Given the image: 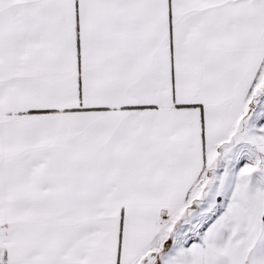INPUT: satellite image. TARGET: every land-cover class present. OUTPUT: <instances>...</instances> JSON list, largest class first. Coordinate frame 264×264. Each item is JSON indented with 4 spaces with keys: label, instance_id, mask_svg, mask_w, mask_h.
<instances>
[{
    "label": "snow or ice",
    "instance_id": "obj_1",
    "mask_svg": "<svg viewBox=\"0 0 264 264\" xmlns=\"http://www.w3.org/2000/svg\"><path fill=\"white\" fill-rule=\"evenodd\" d=\"M0 264H264V0H0Z\"/></svg>",
    "mask_w": 264,
    "mask_h": 264
}]
</instances>
